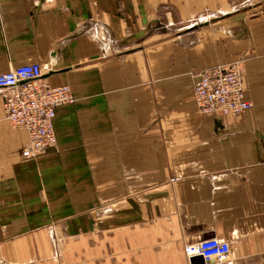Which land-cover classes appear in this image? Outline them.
I'll use <instances>...</instances> for the list:
<instances>
[{
	"label": "crops",
	"instance_id": "obj_1",
	"mask_svg": "<svg viewBox=\"0 0 264 264\" xmlns=\"http://www.w3.org/2000/svg\"><path fill=\"white\" fill-rule=\"evenodd\" d=\"M53 56L56 146L25 158L0 92V264H264V0H0V74ZM236 63L252 108L201 114Z\"/></svg>",
	"mask_w": 264,
	"mask_h": 264
},
{
	"label": "built area",
	"instance_id": "obj_2",
	"mask_svg": "<svg viewBox=\"0 0 264 264\" xmlns=\"http://www.w3.org/2000/svg\"><path fill=\"white\" fill-rule=\"evenodd\" d=\"M40 1L51 3L54 0ZM57 65L53 56L44 64H27L0 74L5 119L14 129L25 130L29 135V145L23 152L25 158L57 145V110L76 101L70 86L43 84L44 78L56 72ZM193 91L198 110L206 116L237 117L252 108V103L245 97L238 63L201 72L195 79ZM184 252L189 259L201 257L206 263L236 264L230 244L218 238L187 245Z\"/></svg>",
	"mask_w": 264,
	"mask_h": 264
},
{
	"label": "rangeland",
	"instance_id": "obj_3",
	"mask_svg": "<svg viewBox=\"0 0 264 264\" xmlns=\"http://www.w3.org/2000/svg\"><path fill=\"white\" fill-rule=\"evenodd\" d=\"M240 68H241V67H240ZM241 71H242V70H241ZM198 74H200V73H198ZM198 74L195 75V79H196V77L198 76ZM194 99H195V98H194ZM199 112H200V111H199ZM200 113H201V112H200ZM201 114H202V113H201Z\"/></svg>",
	"mask_w": 264,
	"mask_h": 264
}]
</instances>
